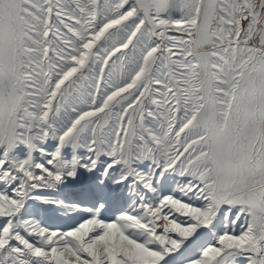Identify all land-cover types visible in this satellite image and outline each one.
Listing matches in <instances>:
<instances>
[{"label":"snow or ice","instance_id":"6c2138e0","mask_svg":"<svg viewBox=\"0 0 264 264\" xmlns=\"http://www.w3.org/2000/svg\"><path fill=\"white\" fill-rule=\"evenodd\" d=\"M0 264H264V0H0Z\"/></svg>","mask_w":264,"mask_h":264}]
</instances>
